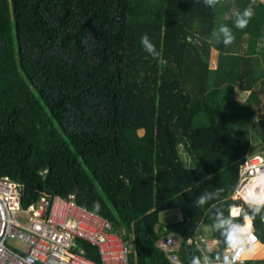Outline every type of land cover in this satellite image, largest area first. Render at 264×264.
<instances>
[{
  "label": "trees",
  "instance_id": "trees-1",
  "mask_svg": "<svg viewBox=\"0 0 264 264\" xmlns=\"http://www.w3.org/2000/svg\"><path fill=\"white\" fill-rule=\"evenodd\" d=\"M250 5L236 28L234 13ZM221 25H233L228 46L212 35ZM145 34L158 57L141 45ZM237 88L248 91L241 103ZM258 105L264 112V1L0 0V175L21 185V207L72 194L131 246L129 264H170L155 245L167 233L182 264L203 260L188 242L196 233L216 240L208 256L220 258L237 233L214 229L217 214L239 225L247 213L264 244V207L253 214L233 197L240 164L264 151ZM205 193L213 198L199 205ZM170 208L180 218L159 223ZM257 247L247 251L264 256Z\"/></svg>",
  "mask_w": 264,
  "mask_h": 264
},
{
  "label": "built area",
  "instance_id": "built-area-1",
  "mask_svg": "<svg viewBox=\"0 0 264 264\" xmlns=\"http://www.w3.org/2000/svg\"><path fill=\"white\" fill-rule=\"evenodd\" d=\"M264 175V151L246 156L239 168V181L234 197L246 204V185L254 177ZM21 185L0 175V264H129L130 247L122 236L110 230V223L91 209L76 204L73 195L67 198L42 193L35 202L21 207ZM238 213V208L236 214ZM10 238L20 246L10 243ZM81 239L96 248L98 260L75 250ZM201 234L188 242L199 244ZM252 228L239 233L226 252L213 264H244L242 252L257 243ZM178 240L172 233L162 235L155 243L170 264H182L176 249Z\"/></svg>",
  "mask_w": 264,
  "mask_h": 264
},
{
  "label": "clouds",
  "instance_id": "clouds-1",
  "mask_svg": "<svg viewBox=\"0 0 264 264\" xmlns=\"http://www.w3.org/2000/svg\"><path fill=\"white\" fill-rule=\"evenodd\" d=\"M204 3L208 7L214 8L217 4L220 3V0H204ZM253 15H254V12H253L251 5L245 8L243 12L234 13V16H235L234 26L238 29H243L247 27L248 22L252 18ZM212 35L218 41H221L225 46L232 44L235 39L232 29L229 28L227 25H221L218 31H214ZM140 43L144 47V49L153 57H158L160 55V53L156 49V46L152 43V41L150 40L147 34L141 37ZM213 195L214 194L212 193L202 194L199 197L197 203L199 205H204L210 199L213 198ZM247 202L251 204L249 206L254 205V207L252 208L253 214L259 213L261 210V207H264V191H261L260 193H253ZM245 217L249 221L252 219V217L248 216L247 213H245ZM213 227L214 229L221 231L222 234L225 235L226 238L232 237L235 233H242L244 230L242 225L233 224L229 218H225L222 214H217ZM209 251H211V249H209ZM192 264H213V261L208 256H204L203 260H201L200 257H193ZM225 264H229L227 257L225 258Z\"/></svg>",
  "mask_w": 264,
  "mask_h": 264
},
{
  "label": "crops",
  "instance_id": "crops-1",
  "mask_svg": "<svg viewBox=\"0 0 264 264\" xmlns=\"http://www.w3.org/2000/svg\"><path fill=\"white\" fill-rule=\"evenodd\" d=\"M261 1H264V0H261ZM229 28H231L232 29V32H233V25H227ZM243 47L241 48V52L243 51ZM211 53H212V56L214 55V60H215V62H214V67L216 66V63H217V55H218V50L215 48V47H212V49H211ZM237 90V89H236ZM240 90V89H239ZM240 91H242V92H246V93H248V91H243V90H240ZM247 98V94H245V95H243V97H242V100L241 101H238V102H243V101H245V99ZM237 99V98H236ZM260 111H262V109L260 110ZM262 113H264V112H262ZM251 187V186H250ZM258 189H259V193L261 192V191H264V183L263 184H261V185H259V187H258ZM248 191H252L251 190V188H249V190H247V192ZM253 193H255V192H251V194H253ZM233 197H234V195H233ZM236 198H239V197H236ZM237 208H238V213H239V208H240V205H234V206H232V207H230V209H229V214L231 215V216H237L238 214H236V211H237ZM162 215V214H165V217L167 218V219H170V220H167V221H165V222H162L161 224H165V223H168V222H171V221H175V220H178L180 217H179V213H178V210L176 209V208H170V209H166V210H161V211H159V214H158V220H159V215ZM172 217L174 218L173 220H171L172 219ZM244 217H245V215L243 216V218H242V224H239V225H243L244 224ZM160 221V220H159ZM250 222V226H249V228H252V226H251V221H249ZM160 223V222H159ZM245 224H246V219H245ZM244 224V225H245ZM196 234H200V233H196ZM239 233H237V235H238ZM202 235V234H201ZM202 237H203V241L201 242V243H199V246L201 247V249H202V253H203V257L204 256H208V253L209 252H211V251H213L215 248H216V240L215 239H213V238H211L209 235H202ZM237 237V236H236ZM230 243V242H229ZM259 247H257V248H254V249H252L253 251H264V244H260L259 242H257L256 243ZM229 245V244H228ZM228 245H227V247L225 248V250H224V253L226 252V250H227V248H228ZM251 245H249V246H247L246 248H244V250H243V252H242V254L244 253V251H245V253H244V262H245V260H247V259H252V260H262V259H264V256H256V255H258V253L259 252H256V254H253L252 253V251H246L249 247H250ZM130 247V250H131V246H129ZM209 249H211V251H209ZM224 253H222V255L224 254ZM96 255H97V252H96ZM130 255V254H129ZM221 255V256H222ZM220 256V257H221ZM209 257V256H208ZM97 258H98V255H97ZM218 259V258H217ZM93 260V259H92ZM98 260V259H97ZM96 260V261H97Z\"/></svg>",
  "mask_w": 264,
  "mask_h": 264
},
{
  "label": "rangeland",
  "instance_id": "rangeland-1",
  "mask_svg": "<svg viewBox=\"0 0 264 264\" xmlns=\"http://www.w3.org/2000/svg\"><path fill=\"white\" fill-rule=\"evenodd\" d=\"M214 62H215V60H214V55L212 56V53H211V57H210V66H211V67H214ZM245 94H247V93H246V92L244 93V92L240 91V90L237 88V90H236V98H237L238 101H241L243 95H245ZM260 110H261L260 105H258V112H257L258 114H262V112H261ZM138 134H139V135H142V134H143V131H142V130L139 131ZM181 147H182V146H180L179 148H180L181 153H183V150H182ZM254 151H259V152H260L261 149H259V148H255ZM183 155H184V153H183ZM185 158H187L186 155H185ZM250 186H251V187H250ZM246 188H247V190H249V188H251L252 191H249V192L259 193V190H258V189L256 190V189H255V186H254V188L252 187L251 182H250L248 185H246ZM250 194H251V193H250ZM173 219H174V218L172 217L171 220H173ZM159 220H160L159 222L162 223V222H165V221L170 220V219H167V218L165 217V214H162V215L160 214V215H159ZM9 242L12 243V244H14L15 246H20V244H19L17 241H15L13 238H10Z\"/></svg>",
  "mask_w": 264,
  "mask_h": 264
},
{
  "label": "bare ground",
  "instance_id": "bare-ground-1",
  "mask_svg": "<svg viewBox=\"0 0 264 264\" xmlns=\"http://www.w3.org/2000/svg\"><path fill=\"white\" fill-rule=\"evenodd\" d=\"M251 184H252V187L254 188V186H255V189L257 190L258 189V187H259V185H261V184H263L264 183V175H261V176H256V177H254L251 181ZM259 190V189H258ZM248 201V200H247ZM246 223H247V219H246ZM246 227V224L243 226V228H245ZM245 232V231H244ZM243 233V232H242ZM253 246V244L249 247V248H251ZM248 248V249H249ZM247 249V250H248ZM246 250V251H247ZM245 252V251H244ZM244 254V253H243ZM243 254H242V256H243Z\"/></svg>",
  "mask_w": 264,
  "mask_h": 264
},
{
  "label": "water",
  "instance_id": "water-1",
  "mask_svg": "<svg viewBox=\"0 0 264 264\" xmlns=\"http://www.w3.org/2000/svg\"><path fill=\"white\" fill-rule=\"evenodd\" d=\"M75 191H76V189L74 190V192H75ZM74 192H73V193H74Z\"/></svg>",
  "mask_w": 264,
  "mask_h": 264
}]
</instances>
